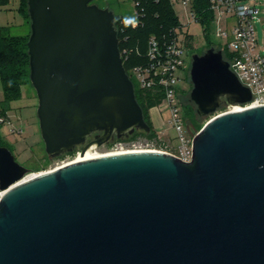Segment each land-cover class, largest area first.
I'll return each mask as SVG.
<instances>
[{"label":"water","instance_id":"obj_1","mask_svg":"<svg viewBox=\"0 0 264 264\" xmlns=\"http://www.w3.org/2000/svg\"><path fill=\"white\" fill-rule=\"evenodd\" d=\"M30 79L46 152L150 131L95 0H27ZM193 158L163 150L91 155L27 180L1 143L0 264H264V104L223 50L194 53ZM192 133L195 129L189 127ZM95 139L88 141L91 136Z\"/></svg>","mask_w":264,"mask_h":264},{"label":"built area","instance_id":"obj_2","mask_svg":"<svg viewBox=\"0 0 264 264\" xmlns=\"http://www.w3.org/2000/svg\"><path fill=\"white\" fill-rule=\"evenodd\" d=\"M133 1L137 17L131 22L133 27H138L145 11L142 0ZM171 2L173 6L176 2L183 5L186 20L181 21L179 18L180 24L173 28V36L169 40L161 41L155 35H151L148 40L146 60L132 66L128 74L131 79L132 75L135 76L136 81H134L140 88L160 92L162 98L156 107L161 112L169 111V123L175 130L178 144V152L170 153L182 160L191 161L194 136L199 130L195 134L186 131L185 120L176 103V97L178 83L184 80L181 71L188 69V57L190 56L191 60L193 57V54L192 56L190 54L193 35L184 30V27L194 21H202L193 6L194 0H171ZM254 2L256 0H208L210 24L211 27L215 26L214 35L221 39L218 45L230 54L228 61L232 69L240 80L251 88L254 96L252 101L241 107L264 104V54L260 50L256 27L259 8ZM6 121L11 120H7L4 116L0 117V123ZM11 131L19 133L22 132V128H12ZM139 146L144 148L143 144ZM152 149L167 151L160 148ZM5 192L6 189L0 188V201Z\"/></svg>","mask_w":264,"mask_h":264},{"label":"rangeland","instance_id":"obj_3","mask_svg":"<svg viewBox=\"0 0 264 264\" xmlns=\"http://www.w3.org/2000/svg\"><path fill=\"white\" fill-rule=\"evenodd\" d=\"M95 2L101 6L109 5L117 15H122L127 20H135L137 17L133 0H95ZM254 3L259 8L256 17V27L260 50L264 54V0H256ZM18 6L19 0H10L8 5L0 7V24L8 26L9 33L21 35L30 32L31 23L27 13H25V23H23V17L19 12ZM174 7L177 14L179 15L180 20L185 21L186 16L184 14L185 12L183 5L180 2H176ZM214 28L215 26L213 25L211 27L212 33L208 35L205 31V25L200 21H194L189 26L184 27V30L189 31L190 34L193 35V43L190 48L191 56L196 52L200 53L201 51L205 50L211 42L216 45L221 43V39L216 37L213 33ZM142 44L144 43L141 42V45ZM142 51L143 47L140 46L138 42L131 44L130 42H123L122 44L121 52L123 59L128 58L131 52H133V55H135V57L138 59ZM188 61V69L181 71L182 76H184V80L178 83L179 89L176 97V103L181 110L184 120H187L188 123L194 124L195 128L197 127V130H200L212 116L224 110H228L230 107L220 109L209 116H201V118L196 117L192 104L187 102V94L190 93L192 88V84L188 79L190 65L192 63L190 56L188 57ZM132 77L136 81L135 76L132 75ZM2 99L3 86L0 79V109L2 108ZM37 109L38 96L29 76L27 83L23 84L22 86L21 98L14 100L11 103V108L7 112L9 117L0 113V117L4 116L7 118V120H11L6 121L5 123H0L1 140H3V142L13 151L16 159L29 168V172L26 175L55 168L64 162L73 160L78 155V153L81 152L80 145L77 146L73 153H64L59 156L51 157L45 149V143L41 135ZM162 116L165 121H167V130L160 132L157 138L146 139L144 137H139V139L135 140H117L115 138L114 140L107 143H94L91 146V149L93 148L92 151L108 152L124 148L139 149V145L143 144L144 148H160L172 153H177V138L175 137V130L169 123V111L163 110ZM186 127L187 126H185V128ZM12 128H22V132H12Z\"/></svg>","mask_w":264,"mask_h":264},{"label":"trees","instance_id":"obj_4","mask_svg":"<svg viewBox=\"0 0 264 264\" xmlns=\"http://www.w3.org/2000/svg\"><path fill=\"white\" fill-rule=\"evenodd\" d=\"M9 2L10 0H0V7L8 5ZM142 5L145 14L138 27H133L131 20H127L124 16L115 13V26L118 30L120 49L122 50L123 42H130V44L138 42L143 47V51L138 59L133 55V52L130 53L131 56L129 55L128 58L124 59V65L128 73H130L132 66L146 60L148 40L151 35H155L161 41L169 40L173 36V28L180 24L178 14L171 0H142ZM193 6L197 10L200 20L205 24L206 34L210 35L212 33L210 24L211 13L207 10L208 0H194ZM18 9L24 18H26L25 13H27L30 19L27 0H20ZM30 33L31 30L29 33L21 35L11 34L8 32V26L0 24V79L3 86V99L1 101L2 108L0 109V113L2 115L8 116L7 112L11 108L12 101L21 98L22 86L27 83L30 76V56L28 52ZM141 42L144 44L141 45ZM210 46L222 49L221 45H216L212 42L206 49ZM223 53L224 57L229 60L230 54L225 49H223ZM188 79L191 82L190 73ZM132 80L135 85L136 97L143 108L145 119L151 126V130L136 129L130 136L116 139L135 140L139 139V137L146 139L157 138L159 133L151 119L150 109L160 103L162 96L160 92L140 88L133 78ZM187 102L192 104L196 117L201 118L196 113L195 104L190 99V93L187 94ZM226 107L224 105L221 109H225ZM185 125L190 134H195L198 131L197 127L195 128V125L188 123L187 120L185 121ZM190 126L195 129V133L191 132ZM1 143L6 145L3 140H1Z\"/></svg>","mask_w":264,"mask_h":264},{"label":"bare ground","instance_id":"obj_5","mask_svg":"<svg viewBox=\"0 0 264 264\" xmlns=\"http://www.w3.org/2000/svg\"><path fill=\"white\" fill-rule=\"evenodd\" d=\"M238 108H240L239 105H236V106L232 107L231 109H238ZM92 149L90 147L84 153L79 152L78 155L73 160H70L68 162H71V161H74V160H77V159H81V158H84V157H87V156H91V155H98V154H105V153L140 151V150H157V149H152V148L151 149H147V148L125 149L124 148V149L112 150V151H108V152H98V151H94V150L92 151ZM68 162H64L63 164L68 163ZM63 164H60V165H63ZM60 165H58V166H60ZM42 172H44V171H42ZM39 173H41V172H36V173H31V174L25 175L24 178L21 181L27 180V179H29V178H31V177L39 174Z\"/></svg>","mask_w":264,"mask_h":264},{"label":"crops","instance_id":"obj_6","mask_svg":"<svg viewBox=\"0 0 264 264\" xmlns=\"http://www.w3.org/2000/svg\"><path fill=\"white\" fill-rule=\"evenodd\" d=\"M19 2H20V0H19ZM22 17H23V23H25V18L23 15H22ZM150 115H151V119L153 121V124L159 133L167 130V122L163 118L162 112L160 111L159 108H157L156 106L152 107L150 109ZM8 117H9V115H8Z\"/></svg>","mask_w":264,"mask_h":264},{"label":"flooded vegetation","instance_id":"obj_7","mask_svg":"<svg viewBox=\"0 0 264 264\" xmlns=\"http://www.w3.org/2000/svg\"><path fill=\"white\" fill-rule=\"evenodd\" d=\"M94 139H95V136L93 135V136H91V137L89 138L88 141H92V140H94ZM92 145H93V144H92ZM92 145H91V146H92ZM91 146H90V147H91ZM90 147H89V148H90ZM82 149H83V145L81 146V150H82ZM74 151H75V150H74ZM74 151H70V152L73 153ZM67 153H69V152H67Z\"/></svg>","mask_w":264,"mask_h":264}]
</instances>
